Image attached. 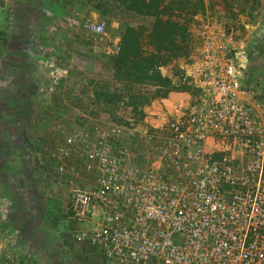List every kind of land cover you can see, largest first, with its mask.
Returning <instances> with one entry per match:
<instances>
[{
  "label": "built area",
  "instance_id": "2783aa9c",
  "mask_svg": "<svg viewBox=\"0 0 264 264\" xmlns=\"http://www.w3.org/2000/svg\"><path fill=\"white\" fill-rule=\"evenodd\" d=\"M204 38L190 90L143 113L83 114L93 126L52 148L72 236L110 264H264V79L246 38Z\"/></svg>",
  "mask_w": 264,
  "mask_h": 264
},
{
  "label": "rangeland",
  "instance_id": "374dc122",
  "mask_svg": "<svg viewBox=\"0 0 264 264\" xmlns=\"http://www.w3.org/2000/svg\"><path fill=\"white\" fill-rule=\"evenodd\" d=\"M131 3L0 0V264H110L74 240L67 190L50 156L64 134L93 126L83 114L116 117L132 112L129 106L143 113L156 98L190 90L186 74L210 33L246 38L251 79H264V0H160L158 16ZM158 19L184 30L172 33L170 50L160 53ZM96 24L104 25L102 34L93 32ZM127 28L141 35L144 57L161 58L157 68L169 86L116 76L115 43L121 50ZM130 144L135 159H143L141 145Z\"/></svg>",
  "mask_w": 264,
  "mask_h": 264
},
{
  "label": "trees",
  "instance_id": "16d2710c",
  "mask_svg": "<svg viewBox=\"0 0 264 264\" xmlns=\"http://www.w3.org/2000/svg\"><path fill=\"white\" fill-rule=\"evenodd\" d=\"M157 1L155 4L154 2L148 4L146 0H132L129 6L142 14L158 16L160 0ZM157 21L154 32L158 34L156 38V50L157 53H160L170 50V44H173L170 37L172 33L184 34V30L175 23H162L161 19ZM140 37L141 35L135 29H126L121 39V50L115 62L116 76L118 78L133 76L137 82H143L145 79L152 78L164 86H169L170 80L163 78L157 68L159 67L157 65L160 64L161 58L157 54L151 57H144ZM150 72H152L151 76Z\"/></svg>",
  "mask_w": 264,
  "mask_h": 264
},
{
  "label": "bare ground",
  "instance_id": "6f19581e",
  "mask_svg": "<svg viewBox=\"0 0 264 264\" xmlns=\"http://www.w3.org/2000/svg\"><path fill=\"white\" fill-rule=\"evenodd\" d=\"M172 97H176V94H172Z\"/></svg>",
  "mask_w": 264,
  "mask_h": 264
}]
</instances>
